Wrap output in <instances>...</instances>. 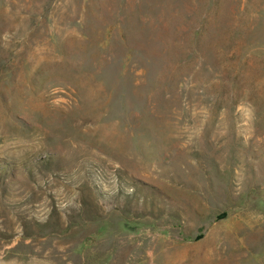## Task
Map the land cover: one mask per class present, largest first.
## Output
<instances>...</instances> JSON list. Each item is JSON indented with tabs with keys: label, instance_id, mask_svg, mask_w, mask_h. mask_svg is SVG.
<instances>
[{
	"label": "rangeland",
	"instance_id": "rangeland-1",
	"mask_svg": "<svg viewBox=\"0 0 264 264\" xmlns=\"http://www.w3.org/2000/svg\"><path fill=\"white\" fill-rule=\"evenodd\" d=\"M0 264H264V0H0Z\"/></svg>",
	"mask_w": 264,
	"mask_h": 264
}]
</instances>
